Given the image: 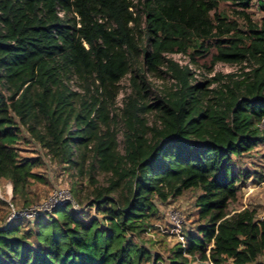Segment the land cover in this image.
Returning a JSON list of instances; mask_svg holds the SVG:
<instances>
[{
	"label": "trees",
	"instance_id": "obj_1",
	"mask_svg": "<svg viewBox=\"0 0 264 264\" xmlns=\"http://www.w3.org/2000/svg\"><path fill=\"white\" fill-rule=\"evenodd\" d=\"M253 1L0 0V182L30 207L43 162L18 144L31 141L89 178L95 211L65 205L0 226V264H159L144 238L160 205L190 190L200 191L199 225L169 264H264V220L231 208L251 177L239 160L264 145V19L252 20ZM175 54L210 73L239 70L193 83ZM148 74L172 83L157 89Z\"/></svg>",
	"mask_w": 264,
	"mask_h": 264
},
{
	"label": "rangeland",
	"instance_id": "obj_2",
	"mask_svg": "<svg viewBox=\"0 0 264 264\" xmlns=\"http://www.w3.org/2000/svg\"><path fill=\"white\" fill-rule=\"evenodd\" d=\"M234 11L235 8L230 4H222L219 10V12H223L226 16H229L231 20H237L241 25L240 28L246 30L243 21L234 14ZM249 14L254 22L260 23L264 19V0H254ZM170 57L181 66H189L194 73L193 83L212 77L214 73L228 74L235 73L239 70V66L237 65L218 63L215 66V72L210 73L205 68L204 62L195 64L188 55L175 54ZM71 79L69 81L71 88L76 92L83 93L77 78L73 77ZM148 80L157 89H162L172 83L171 78L165 75L164 78H159L148 74ZM120 90L116 104L117 109L123 108L124 98L130 92L129 77L122 81ZM117 122V129L120 132V149L124 152L122 123L119 119ZM26 136H28L27 133ZM18 146L21 150V156L33 159L40 157L43 162L41 167H37L34 170L42 179L32 180V185L28 188V195L31 200L29 201V204H31L29 206H40L48 200L49 196L56 189H66L71 192L74 200L78 203L79 208H81L78 211L87 210L91 216L95 215L94 209L91 208V199L89 198L92 187H90L88 177L80 176L78 171L71 166L58 164L48 157L37 144L31 141L21 139ZM237 170H248L251 177L244 187L240 188L239 200L231 208L236 210L243 208L256 210L257 218L264 220V145L255 148L252 152L245 155L243 159H240ZM96 179L100 184H105L106 177L104 175L98 173L96 174ZM12 189V185L9 182H0V199L5 202V205H0V226L8 223V219L13 214V208L16 211L23 209V205L20 203L22 200L15 203L12 202ZM74 189L79 192V196L75 195L73 192ZM199 195L200 191L190 190L185 192L182 197L170 200L166 205H160L161 212L157 219L153 221L155 227L144 238L147 246H150L152 253L161 257V260L158 262L159 264L170 263L171 250L178 242H181V235L178 232H181V230L182 232L197 230L199 222L197 218L196 200ZM169 212L175 215L177 214V217L180 218V228L176 226L177 223L169 219ZM156 225H159L160 228ZM32 228L33 225L31 223L30 225L24 224V229L29 230ZM150 238L152 241H150ZM192 264L199 263L193 262Z\"/></svg>",
	"mask_w": 264,
	"mask_h": 264
},
{
	"label": "built area",
	"instance_id": "obj_3",
	"mask_svg": "<svg viewBox=\"0 0 264 264\" xmlns=\"http://www.w3.org/2000/svg\"><path fill=\"white\" fill-rule=\"evenodd\" d=\"M189 67V66H188ZM260 127L262 130H264V119L262 120ZM65 205H71L74 210L78 211L79 209V205L78 203L74 200L71 192L69 190L66 189H56L48 198V200L46 202H44L43 204H41L40 206L36 205V206H30V207H26L23 208L22 210L16 211L13 208V214L12 216L8 219V223H11L13 220L18 219V218H23L26 219L28 221H34L36 220V218H38L41 215L44 214H48L51 213L52 211H54L56 208L58 207H62ZM180 215V214H179ZM177 217V214H172V212H169V219L172 220L173 222L177 223L176 226L177 227H181V223H180V218ZM157 227L160 228L159 225H156ZM180 233V239H181V243L183 245H185L186 243V239H185V235L184 232H178Z\"/></svg>",
	"mask_w": 264,
	"mask_h": 264
}]
</instances>
